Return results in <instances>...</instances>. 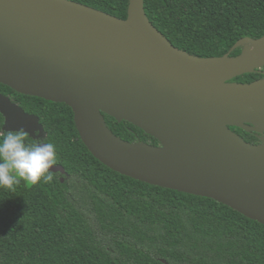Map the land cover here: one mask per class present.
I'll return each instance as SVG.
<instances>
[{
	"label": "water",
	"instance_id": "1",
	"mask_svg": "<svg viewBox=\"0 0 264 264\" xmlns=\"http://www.w3.org/2000/svg\"><path fill=\"white\" fill-rule=\"evenodd\" d=\"M79 10V13L75 12ZM119 19L72 0H0V83L69 105L83 142L104 165L132 178L225 203L264 224V36L243 37L237 55L200 57L176 47L130 0ZM133 20L112 33L100 20ZM4 128L43 139L40 117L0 93ZM104 114L151 134L129 142ZM52 172L65 173L55 164Z\"/></svg>",
	"mask_w": 264,
	"mask_h": 264
},
{
	"label": "trees",
	"instance_id": "2",
	"mask_svg": "<svg viewBox=\"0 0 264 264\" xmlns=\"http://www.w3.org/2000/svg\"><path fill=\"white\" fill-rule=\"evenodd\" d=\"M126 20L130 0H72ZM150 21L178 48L200 57L237 55L243 37L264 36V0H144ZM264 75L245 73L232 81ZM40 117L57 164L50 183L18 178L0 188V264H264V224L216 199L121 174L89 151L72 108L19 93L0 83ZM108 128L129 142L158 140L126 120L104 114ZM260 143L251 131L232 126ZM0 112V132L4 131ZM50 171V170H49Z\"/></svg>",
	"mask_w": 264,
	"mask_h": 264
},
{
	"label": "clouds",
	"instance_id": "3",
	"mask_svg": "<svg viewBox=\"0 0 264 264\" xmlns=\"http://www.w3.org/2000/svg\"><path fill=\"white\" fill-rule=\"evenodd\" d=\"M23 128L0 132V188L14 190L18 178L30 184L53 181L57 164L53 143H28Z\"/></svg>",
	"mask_w": 264,
	"mask_h": 264
},
{
	"label": "bare ground",
	"instance_id": "4",
	"mask_svg": "<svg viewBox=\"0 0 264 264\" xmlns=\"http://www.w3.org/2000/svg\"><path fill=\"white\" fill-rule=\"evenodd\" d=\"M76 13H79V10L75 9ZM99 23L103 26L108 27L111 29L112 33H116L117 31H122L126 29H134V23L131 18H129L125 22H119V21H114V20H98Z\"/></svg>",
	"mask_w": 264,
	"mask_h": 264
},
{
	"label": "rangeland",
	"instance_id": "5",
	"mask_svg": "<svg viewBox=\"0 0 264 264\" xmlns=\"http://www.w3.org/2000/svg\"><path fill=\"white\" fill-rule=\"evenodd\" d=\"M259 70H261V71L264 70V66L262 68H260ZM259 136L262 137L263 138V141H264V133L259 134Z\"/></svg>",
	"mask_w": 264,
	"mask_h": 264
},
{
	"label": "flooded vegetation",
	"instance_id": "6",
	"mask_svg": "<svg viewBox=\"0 0 264 264\" xmlns=\"http://www.w3.org/2000/svg\"><path fill=\"white\" fill-rule=\"evenodd\" d=\"M262 71L264 72V70H262ZM262 75H263V74H262ZM258 138H259V140H260V142H261V139H260L261 137H260V136H258Z\"/></svg>",
	"mask_w": 264,
	"mask_h": 264
},
{
	"label": "built area",
	"instance_id": "7",
	"mask_svg": "<svg viewBox=\"0 0 264 264\" xmlns=\"http://www.w3.org/2000/svg\"><path fill=\"white\" fill-rule=\"evenodd\" d=\"M261 138H262V137H261ZM261 138H260V139H261Z\"/></svg>",
	"mask_w": 264,
	"mask_h": 264
}]
</instances>
